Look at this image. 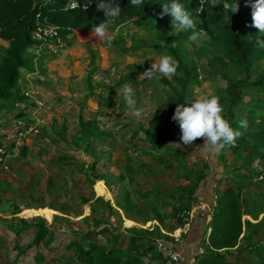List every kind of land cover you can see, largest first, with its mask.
Returning <instances> with one entry per match:
<instances>
[{"label":"trees","instance_id":"16d2710c","mask_svg":"<svg viewBox=\"0 0 264 264\" xmlns=\"http://www.w3.org/2000/svg\"><path fill=\"white\" fill-rule=\"evenodd\" d=\"M74 2L79 6L75 7L69 0H0V42L7 44L0 57V120L3 116H11L16 105L27 99V91L19 87L18 81L21 69L29 73L35 70L28 50L43 45L33 39L40 27L55 28L62 41L71 46L79 41V36L92 35L93 25L103 21V12L96 10L97 0ZM165 2L169 0H144L145 7H134L130 0H116L122 12L111 30L116 31L129 21L148 32L163 26L164 31L158 38L164 43L166 52L179 62L178 88L167 94L166 108L156 113L155 120L147 126L140 125L131 133L129 150L120 158L119 166L111 152L102 148L105 144L110 145L112 135L100 129L97 119H86L81 115L73 130L64 123L57 132H52L75 153L82 152L94 160L89 166L83 164L77 169L70 168L68 173L76 170L88 188L96 181H104L113 195L116 209L102 198L91 202L92 190L90 194L80 195V203L91 202L88 206L90 216L83 223L91 222L92 230L87 231V227L86 231L74 232L64 243L63 253L56 249V232H53V228L64 221L60 217H53L50 224L37 218L33 222L20 220L17 225L5 226L16 239L24 234L32 236V244L27 247L33 250L37 264H161L152 243L156 238L172 242L170 235L162 234L158 226L146 232L129 229L127 235L117 233L111 229L109 219H120L121 211L128 220L140 225L156 221L165 233H172L182 225L183 216L198 198L196 190L206 180L210 167L202 155L192 156L191 153L203 145V140L197 139L191 146L183 145L179 125L172 116L177 104L190 105L189 88L197 85L200 76L186 51L187 44L194 43L189 39L191 30L175 34L173 38L167 37V33L175 28L170 16L160 17L161 4ZM178 2L192 12L197 20L196 30L208 32V37L200 41V47L193 53L207 57L206 65L211 72H207L206 81L223 82L214 94L220 98L225 118L234 129L243 133L234 146L217 154V168L222 172L214 176L216 206L211 211L208 225L209 245L205 256H197L196 264H229L228 258L237 260L250 253L260 258L259 264H264V238L257 239L259 231L264 235V219L255 225L243 221L244 215L257 218L264 214L263 202L255 205L259 197L257 193L262 188L258 184L264 183V48L257 45L258 39L264 40V33L251 26V7L246 6L247 0H239V11L234 14L230 10V0H218L219 5L214 8L206 4L199 12L200 0ZM172 42L176 47L171 46ZM125 81L126 78L119 80L116 88L119 89ZM160 81L171 87L166 80ZM88 84L90 91L86 99H96L98 112L103 115L105 109L112 108L115 102L101 93L96 94L93 91L96 87L91 82ZM100 85L102 83H96V86ZM24 117L26 115L19 114L16 119ZM242 119L248 122L246 129L239 127ZM4 137V133L0 134V149ZM28 148L26 145L20 147L19 161L26 157ZM101 156L105 161L100 160ZM55 161L68 167L72 163L82 164V160L74 155H60ZM113 163L118 172L116 176L108 171L96 172L97 166ZM253 164L260 165L263 170L250 169ZM259 176H262V182H258ZM55 182L51 176L46 186L51 188ZM4 184L6 190L10 188L9 184ZM242 185L248 188L243 189ZM102 191L107 195L104 189Z\"/></svg>","mask_w":264,"mask_h":264},{"label":"rangeland","instance_id":"374dc122","mask_svg":"<svg viewBox=\"0 0 264 264\" xmlns=\"http://www.w3.org/2000/svg\"><path fill=\"white\" fill-rule=\"evenodd\" d=\"M230 1L231 4L234 2V0ZM163 31L164 28L161 25L148 32L129 21L115 31L116 37L110 45L100 41L93 35L79 36V41L75 44H78L80 50L74 46L72 48L74 50H72L73 56L72 58L70 57L71 59L69 57H65V59L62 57L60 65H58L59 61L56 60L55 64L47 63L42 66V70L38 69L35 71L43 72L44 70L47 72V76L51 80L50 85L52 88L55 87V91H57L56 94L53 93V96L61 93V96L65 95V93L69 94V96L65 95L66 98H69L67 103L70 102L69 100H72L73 106H76L75 109L79 108L78 105L81 103V101H78L79 98H82V95L87 97L89 92L87 88L89 84L87 85V83L90 81L96 87L93 91L101 94L104 93V97L115 99L119 104L122 101L126 108L122 95L117 94L122 86L117 89L113 85L114 83L116 85L122 78H126L125 83H131L136 90L137 107L144 109V116L141 119H137L125 113L121 118L131 121V127L134 129H137L139 124L147 126V124L155 120L157 112L166 108L167 94L173 89L178 88V83L176 82V78L180 75L178 72L171 79L163 78L170 83L171 87L164 85L160 79H139L140 74L150 68L151 64L155 62L154 60H158L161 55L169 54L164 49V43L158 38ZM175 34L176 30L167 33V37L173 38ZM63 43L66 46L64 41ZM6 46V43L0 42V57ZM199 47L200 42H194L186 46V51L190 54L200 76L197 80V85L189 88V97L191 96V100L198 95L214 94L223 86L222 81H218L217 83L206 81L208 77L207 72H211L208 71L210 69L206 65L207 57L193 53ZM45 51H42L41 54L48 55L49 52L47 50ZM39 53V49H37L34 53L35 58H38L36 56ZM49 55L52 56L55 54ZM46 65L48 66L46 67ZM60 74L67 76L63 80L61 78L62 76L59 77ZM37 76H40L38 80L41 84L38 81L33 82L32 89H28L29 98L27 97V99L29 101L25 103L24 100L16 106L17 108H20V105L27 106L29 111L26 113V118L17 120L8 115L3 116V119L0 120V134L4 133L5 135L4 138H1L2 147L0 149V156L4 158L1 164L3 170H1L2 173L0 175V197H2L0 199V264H37L32 254L33 250L27 247L29 244H32V236L30 234H24L19 239H16L5 226L17 225L20 220L33 222L37 218H45L44 220L50 224L53 217H60L64 221H61L56 229L53 228V232H56V249L63 253L64 243L71 239L74 232L78 234L79 232L77 231L79 229L86 231L87 227L89 228L87 231L92 230L91 222L87 224L83 223L84 219L90 216L88 206H90L91 202L95 198H102L104 200V193L102 191L104 187L101 182L88 188L83 176L78 177L79 175L76 170L73 173H68L70 168L75 167L77 169L80 165L84 164V166H89V164L93 163L94 160L90 156L87 155L86 158L85 154H78L79 158L81 156L86 161H82V164L72 163L70 167L58 161H55V164H50L49 162L54 160L50 158L52 153L32 145L33 142H38V137L42 134L51 138L53 136L52 129L48 134V128L49 126L52 127L55 122L56 125L63 122V119L66 123L75 122V112L70 111L68 115L65 111L66 109L60 110L58 106L50 104L49 98L47 102L43 99L36 98L34 86L38 85L41 86L39 88H45L50 82L47 77H44L45 75L37 74L35 77ZM97 81L103 82L102 85L96 86ZM20 83H22V80ZM30 101L33 102V106H31ZM85 101V104L83 102L81 103L80 108L85 106L83 112L88 116L92 115L95 111L91 108V101ZM37 102L41 103L44 109H37L35 104ZM155 108L157 109L151 116L152 110ZM120 114V112L115 111L111 116L117 119ZM127 138L128 133L125 132L123 136L118 137L113 143L112 156L113 158L118 157L116 161L117 166L120 165V158L127 150ZM26 144L30 146L27 155L19 161L18 154L20 147ZM200 147L194 148L195 155L200 154L209 161L211 172L217 171V173H221L222 169L217 168V154H207ZM56 150L59 149L56 148ZM104 150L108 152L110 149L104 145ZM230 160L231 158L228 161ZM116 165L113 163L108 166H99L96 168V172L104 173L108 171L112 176H116ZM250 169L260 170L262 168L258 164H253ZM63 174L66 179H62ZM51 176L54 177L56 182L51 188H48L46 181ZM259 181L262 182L261 180ZM4 182L9 184V189L6 190ZM258 185L262 188L257 193L259 197L255 205L261 202L264 204V183H259ZM241 188L247 189L248 186L242 185ZM90 190L94 194L92 201L88 204L80 203L78 197L83 194H90ZM108 198L109 203L116 209L115 201L112 199L113 195H109ZM28 205L30 206L28 207ZM122 215L120 219H109V223L112 226L111 229L114 232L127 235L130 233L128 229H142L146 232L153 228V225L150 223H146L145 225L139 224L140 227L136 225L137 228L130 223H126L130 224L128 226H131L126 227ZM43 253L46 254L45 251Z\"/></svg>","mask_w":264,"mask_h":264},{"label":"clouds","instance_id":"9594fccd","mask_svg":"<svg viewBox=\"0 0 264 264\" xmlns=\"http://www.w3.org/2000/svg\"><path fill=\"white\" fill-rule=\"evenodd\" d=\"M200 2L201 7L197 12L202 11L206 4L212 8L219 5L218 0H200ZM130 5L145 7L144 0H130ZM246 6L251 7V26L258 29L261 34L264 33V0H247ZM161 8L160 17L163 18L165 15L171 17L172 27L175 28L176 34L191 30L192 34L189 39L194 42H200L208 37L207 31L196 30L197 20L192 12L178 0H169L161 4ZM96 10L103 12L104 19L98 25H93L91 33L95 38L110 45L116 37V32L112 31L111 27L121 16L122 8L116 0H97ZM230 10L232 14L238 13L239 0H234ZM257 45L264 48V40L258 39ZM171 46L176 47L175 42H172ZM154 61L150 68L140 74L139 79H171L177 74L179 62L172 55L164 54ZM117 94L122 95L125 101L127 115L137 119L143 118L144 109L137 107L136 90L131 83L123 84ZM156 109L152 110L151 116ZM224 112L220 98L212 93L196 96L189 106L177 104L172 120L179 125L180 142L191 146L197 139H202L203 145L200 148L210 155L219 154L225 148L234 146L243 133L232 127L229 120L225 118ZM239 127L246 129L247 120H240ZM176 146L179 147V144Z\"/></svg>","mask_w":264,"mask_h":264},{"label":"crops","instance_id":"0c3cea01","mask_svg":"<svg viewBox=\"0 0 264 264\" xmlns=\"http://www.w3.org/2000/svg\"><path fill=\"white\" fill-rule=\"evenodd\" d=\"M74 46L79 48L78 44H73L71 46H68L66 43L64 50H61L57 54L52 55V56H50L49 54L48 55L47 54H41L42 51L43 52L45 51L44 48L42 46H36V47L28 50V55H29V57L32 58V65H33L34 69L35 70H38V69L42 70L43 69L42 66L47 64V63L55 64V62L57 60V61H59L58 65H60L62 57H64V59H65V57H69V58L71 57L72 58V56H73L72 50H74L72 48ZM37 49H39L40 53L38 55L36 54L37 55L36 57H38V58H35L34 53ZM79 50H80V48H79ZM47 66L48 65H46V67ZM35 70L32 73L26 72L24 69L20 70L21 76H20L19 81H18L19 87L23 91H29L28 89L29 88L32 89V87H33L32 86L33 82H37V81L39 82L38 78L40 76H37V77H35V76L37 74L42 75V76L45 75L44 77H47V79L50 81L49 85L45 88H39L41 86H38V85L34 86V88H35L34 93H35L36 98L43 99L45 102H47L48 98H49L50 104H52L54 106H58V108L60 110L66 109L65 111L68 115H69L70 111L75 112V115H74L75 122L74 123L68 122L66 119L65 120L68 123H66L64 121V119H63V122H61L58 125H56V122H55L52 127L49 126L48 134L50 133L51 129H52V132H57V129L60 126H62L64 123H66L65 125L68 126V128L70 130H73L78 125L79 117L82 115L86 119H89V118L97 119L99 121L100 129H102L103 131H106L107 133H110L112 135V139H110V145L108 146L105 144L110 149L109 151L111 152V155H113V150H112L113 149V143L116 141V139L118 137L123 136L125 134V132H127L128 133V138L126 140L127 150H126V152L123 153V155L128 152L131 133L134 130H137L141 124L138 125L137 129H134L131 127V124H132L131 121L121 118L126 113V110H125L126 108H125L124 103L122 101H120V104H119L115 99L114 100L111 99L113 102H115L114 106L112 108L105 109V113L103 115H101L98 112V106L96 103V99H94V98L86 99V97L81 94L82 98H79L78 101H81V103L83 102L84 104L86 103L85 100L91 101V103H90L91 108L93 111H95V112H93L92 115L88 116L87 114H85L83 112V108L85 106L80 108L81 103H79L80 105H78L79 108H77V109H75L76 106H73L72 100H69L70 102L67 103V100L69 98H66L65 95L69 96V94L65 93V95L61 96L62 95V93H61L59 95L57 94L56 96H53L54 95L53 93L56 94L57 91H55L54 85H53L54 88H52V86L50 85L51 80H50V78H48L47 72H45L44 70H43V72H39V71H35ZM60 76H62L61 78L63 79V78H66L67 75L64 76L63 74H60L59 77ZM21 80H22V83H20ZM39 83L41 84V82H39ZM99 83H101V82H99ZM87 85H88V83H87ZM113 85L115 86V83ZM89 86H90V84H89ZM87 88L90 91V87H87ZM94 92L96 94H98V92H96V91H94ZM88 94H89V92H88ZM103 95H104V93H103ZM28 101L29 100L27 99L24 102L26 103ZM76 101H77V99H76ZM30 104H31V106H33V102H31ZM54 110L56 111V109H54ZM27 111H29V109H27V106L20 105V108H17L16 111L14 110V112L11 114V117L13 119H16V116L19 114H24L27 116V114H26ZM57 111H59V110H57ZM115 111L121 113L117 119L114 118L113 116H111V114H113ZM67 114H66V117H67ZM24 118H26V117H24ZM24 118H22V119H24ZM17 120H19V119H17ZM54 127H55V130H54ZM52 135L53 136L51 138H48V136H39L38 142L36 141V142H33V144H32L41 150H46L47 152L52 153L50 158L51 159L53 158L54 160L50 161L49 162L50 164H55V160H57V158L60 155L61 156L66 155L68 157L74 155L77 158H79L78 154L80 155L82 152L75 153V151L72 149V147H68L65 144H62V142L57 140V138L54 136V133H52ZM26 146H29V145L26 144ZM56 148L59 150H56ZM102 148L104 149V145L102 146ZM82 154H84V153H82ZM191 154H192V156H196L195 155L196 153L194 151H192ZM85 155L87 158V154H85ZM98 157H100V156H98ZM79 159L80 160L82 159L83 162L86 161V159L82 158L81 156ZM117 159H118V157L113 158L114 161H117ZM100 160H103V156H101ZM208 165L210 167L209 161H208ZM97 167H99V166H97ZM216 173H217V171L211 172V168H209L206 180L199 186V188L196 190V194H195V196H197L200 199V201L207 207V209H209V211L211 209L213 202H215L214 198L216 197V193H215V188H216L215 180L216 179L214 177ZM98 182H101L103 184L104 191L107 194V195H104L103 198L105 201L109 202V200H107V199H109L108 197H109V195L111 196V193L108 190L106 183L104 181H96L94 184H97ZM209 211H206L205 213H201V214H196L193 218L190 229L186 233H183L180 236H176L173 238L171 237L173 239V241L172 242L170 241L169 243H171L173 249L180 254V256L182 258V264H188L192 260H196L197 256H199V255L201 257L206 255L205 250H206V247H208V245H209L208 237L210 234V229L208 228V225H209V222H210L211 217H212V212L211 211L209 212ZM120 213L122 215L121 211H120ZM122 219L125 221L126 227H131V226H128L131 224L132 226L134 225L135 228H137L136 225H139L138 223H135V222L125 218L124 215H122ZM262 219H264V214H260L259 216H257V218L250 217L249 215L243 216V221L250 222L251 224H254V225L258 224ZM126 223H130V224H126ZM148 223L152 224L153 227L158 226L162 234H167V236L171 235V233H165V231L159 226V224L156 221H151ZM139 227H140V225H139ZM257 236H258V238H257L258 240H261L262 238H264L263 233H261L260 231L257 233ZM262 257H264V255H262ZM259 259L260 258L257 255L250 253V254L243 255L242 257H240V259H237V260H238V264H244L246 262H250L253 264H259V262H260ZM237 260H235V258H228V263L229 264H235Z\"/></svg>","mask_w":264,"mask_h":264},{"label":"built area","instance_id":"2783aa9c","mask_svg":"<svg viewBox=\"0 0 264 264\" xmlns=\"http://www.w3.org/2000/svg\"><path fill=\"white\" fill-rule=\"evenodd\" d=\"M69 2L75 5L74 0H69ZM33 39L38 42H42L43 45L41 46L44 48V50H47L49 54H57L59 51H61V49L65 47V44L59 37L57 30L53 27H40L34 34ZM28 92L29 91H27L25 95L29 98ZM35 104L37 109H44V106L41 103L37 102ZM3 160L4 158L0 156V171L3 170V168H1ZM257 179L261 180L262 176H259ZM214 200L216 201V197L214 198ZM215 206L216 203L213 202L211 208L213 209ZM206 211H209V209H207V207L200 201V199L197 198L191 210L187 212L185 216H183L182 225L170 236L173 238L186 233L191 227L194 216L196 214L205 213ZM210 211L212 210L210 209ZM152 246L154 252L161 258V264H182V258L180 254L173 249L170 243L157 239L153 241ZM188 264H196V260H192Z\"/></svg>","mask_w":264,"mask_h":264},{"label":"water","instance_id":"95a60500","mask_svg":"<svg viewBox=\"0 0 264 264\" xmlns=\"http://www.w3.org/2000/svg\"><path fill=\"white\" fill-rule=\"evenodd\" d=\"M211 210H213V209L211 208Z\"/></svg>","mask_w":264,"mask_h":264}]
</instances>
